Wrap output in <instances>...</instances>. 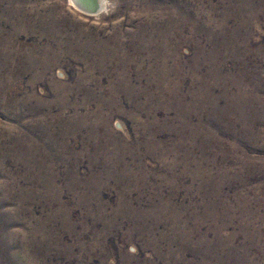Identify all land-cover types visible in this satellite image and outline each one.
I'll return each instance as SVG.
<instances>
[{
  "label": "rangeland",
  "instance_id": "obj_1",
  "mask_svg": "<svg viewBox=\"0 0 264 264\" xmlns=\"http://www.w3.org/2000/svg\"><path fill=\"white\" fill-rule=\"evenodd\" d=\"M100 5L0 0V264H264V0Z\"/></svg>",
  "mask_w": 264,
  "mask_h": 264
},
{
  "label": "bare ground",
  "instance_id": "obj_2",
  "mask_svg": "<svg viewBox=\"0 0 264 264\" xmlns=\"http://www.w3.org/2000/svg\"><path fill=\"white\" fill-rule=\"evenodd\" d=\"M101 0H75L73 1L78 7L86 10L87 12L94 13L100 9ZM96 14V13H95Z\"/></svg>",
  "mask_w": 264,
  "mask_h": 264
},
{
  "label": "water",
  "instance_id": "obj_3",
  "mask_svg": "<svg viewBox=\"0 0 264 264\" xmlns=\"http://www.w3.org/2000/svg\"><path fill=\"white\" fill-rule=\"evenodd\" d=\"M73 1H75V0H73Z\"/></svg>",
  "mask_w": 264,
  "mask_h": 264
}]
</instances>
